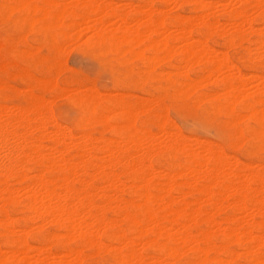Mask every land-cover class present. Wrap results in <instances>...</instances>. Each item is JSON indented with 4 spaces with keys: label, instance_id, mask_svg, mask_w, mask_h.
Masks as SVG:
<instances>
[{
    "label": "bare ground",
    "instance_id": "bare-ground-1",
    "mask_svg": "<svg viewBox=\"0 0 264 264\" xmlns=\"http://www.w3.org/2000/svg\"><path fill=\"white\" fill-rule=\"evenodd\" d=\"M0 21L30 34L0 38V264H264V0H0ZM77 43L148 98L63 80Z\"/></svg>",
    "mask_w": 264,
    "mask_h": 264
},
{
    "label": "rangeland",
    "instance_id": "rangeland-1",
    "mask_svg": "<svg viewBox=\"0 0 264 264\" xmlns=\"http://www.w3.org/2000/svg\"><path fill=\"white\" fill-rule=\"evenodd\" d=\"M15 33L18 34L19 36V38L16 39V44H18V47L20 49L24 50L26 46L24 45L22 41L24 39L23 35L28 37V40H29L30 34L26 35L25 33H23L22 35V33L21 34L17 33L11 26H8L6 23L0 21V38L6 37L7 34H15ZM21 37H22V40H21ZM77 44H74V45L72 44L73 47H71L72 45L66 46V49H65L66 51L64 50L62 53V59L63 61L66 62V66H67L65 70L63 71L64 73H62V75H64L63 80H77L79 78H86V79H89L95 82V84L103 91L101 93H110V94L116 95L118 93L128 92L127 94H131V95L133 94L137 97L141 96L142 98H148V97H145V94L143 92L138 91L137 89H132L130 91H121L119 90V88H116L113 82L112 70L108 66L101 64L100 61L96 57H93L92 54L88 53L83 48L84 47L83 43H77ZM41 48H40V51L42 53L47 52L46 47H41ZM12 72H16V71L12 70ZM9 84L21 90L20 92L22 94H19L18 96L10 99L7 102V104H10V105L22 104L24 101L23 93L25 92L23 90H26L27 86L22 82V80L19 77H15V76L9 79ZM54 99L52 100V97H51V101L55 102L53 103V111H54L55 116L60 117V118L62 117V120H61L62 123H68L73 118H75V116L78 115L77 109L70 103L67 97L60 96L57 98L55 97ZM171 116L176 120L177 124L187 134H191V135L196 134L197 136L209 138L212 140H216L218 138L217 131L214 127L204 126L192 116H182V115H179L175 111H171ZM198 125L200 126V129ZM243 159H245V157H243Z\"/></svg>",
    "mask_w": 264,
    "mask_h": 264
}]
</instances>
